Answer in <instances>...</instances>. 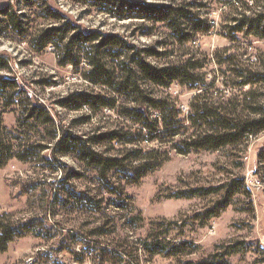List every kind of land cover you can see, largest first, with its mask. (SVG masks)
<instances>
[{
  "label": "rangeland",
  "instance_id": "374dc122",
  "mask_svg": "<svg viewBox=\"0 0 264 264\" xmlns=\"http://www.w3.org/2000/svg\"><path fill=\"white\" fill-rule=\"evenodd\" d=\"M128 1L185 7L196 1L205 5L199 13L209 31L189 32L188 41L181 42L164 22L117 18L135 10ZM255 2L264 9V0ZM5 9L10 11L7 17L0 14V58L7 70L0 75L18 81L23 104L44 105L40 113L47 112L52 124L39 132L26 126L16 107L0 108V138L25 151L18 154L14 147L16 157L0 168V223L18 233L0 253V264H120L119 257L128 264H264V131L253 137L242 134L238 144L219 150H194L181 143L183 137L206 131L201 122L186 121L198 94L204 93L209 107L238 116L259 107L264 111V85L254 87L250 97L244 96L250 88L236 86L241 72L264 71V41L230 33V8L219 0H0V12ZM52 17L65 19L53 22ZM17 21L24 24L22 30ZM65 24L64 38L45 34ZM73 25L103 37V48L94 53L105 62L113 49L108 37L113 36L121 51L158 52L157 59L146 58L153 65L187 64L191 82L186 85L138 82L149 97L174 99L172 107L180 108L185 121L177 136L140 133L115 109L101 108L102 100H90L92 110L83 105L75 110L79 99L67 107L59 104L79 93L105 100L115 96L84 79V63L63 67L56 48L38 49L46 40L66 44ZM74 47L81 43L73 41ZM113 130H120V139L108 141ZM62 133L83 139L78 148L98 153L106 165L81 162L66 144L70 154L53 155L49 147ZM131 139L133 145L124 144ZM138 158L146 159L145 167H137ZM144 241L155 246L148 249Z\"/></svg>",
  "mask_w": 264,
  "mask_h": 264
},
{
  "label": "trees",
  "instance_id": "16d2710c",
  "mask_svg": "<svg viewBox=\"0 0 264 264\" xmlns=\"http://www.w3.org/2000/svg\"><path fill=\"white\" fill-rule=\"evenodd\" d=\"M76 1V0H74ZM256 0H251L252 4L243 1H233V0H219V4L227 5L230 8L231 15L228 17V23L232 25H227L226 28L230 33H248L256 41H264V9L257 6ZM128 5L135 9L127 16H118L117 18L125 19H144L146 21L164 22L167 24L168 29L176 36H180L181 42L188 41L190 38L189 32L195 34L199 33L203 35L208 32L210 27L207 21L202 19L200 16V9L204 8L205 5L201 3L192 2L185 6H153L145 5L143 3L128 1ZM259 3V1H257ZM236 3V5L232 4ZM91 5L93 3L91 2ZM260 8V9H257ZM8 11L10 9H5L0 12L3 17L8 16ZM134 11H138V14H134ZM256 11V12H255ZM150 12L151 14H146ZM246 12L252 14L248 16ZM65 19L64 17H61ZM60 17H52L50 20L53 22H58L62 20ZM24 24L22 21H17V29L22 30ZM67 25H62L61 27H50L45 34H51L52 37L57 38V34H61V37L67 36V33H61L62 27L65 28ZM71 30H74L73 35L68 39V42L64 45H57L53 40H46L42 44L41 48L47 45L52 48H56L55 51L58 54V63L60 66H76L79 62L84 63L88 68L84 75V79L94 85H101L110 91L114 92L115 96L109 100H105L99 96H88L84 93L73 94L68 96L66 101L60 102L62 107H67L68 103L79 99V105L74 108L75 110L80 109L83 106H87L91 110L93 109L90 100H102L100 107L111 111L117 112L118 116L123 118L125 121L129 122L131 126H138L139 132H147L149 136L159 134L161 131L169 132L172 137L177 136L175 133L179 126L184 124V119L180 118V108L172 107L174 99L168 101V99H157L149 97L144 94L141 90L139 81H147L150 84L161 86L164 88H169L171 84L177 82L179 85H186L190 83V71L187 64L178 63L165 66H156L147 61V57L157 59L159 53L154 50H141L140 53H128L121 51L116 38L113 36L108 37L112 40V50H109L110 56L109 61L105 62L102 56L99 59L96 57L95 51L103 48V37L94 34L92 31H84L79 26L73 25ZM23 33V31H20ZM59 37V41L62 40ZM102 38L100 41L99 39ZM44 39V37H43ZM42 39V40H43ZM58 40V39H57ZM73 41L80 42V48H73ZM230 41H236V37H231ZM97 42V45H94ZM51 44V45H50ZM76 49V50H75ZM130 49V48H129ZM130 50H133L131 48ZM229 64L232 62L231 59H227ZM261 60L258 64L260 65ZM261 66V65H260ZM7 67L5 62L0 58V72L6 71ZM239 81L236 83L238 88H250L244 93L245 97H250L254 95V87L258 85H264V71H244L237 76ZM213 86V84H211ZM213 90V87L206 88L205 91ZM217 89H214L216 92ZM212 94V93H211ZM22 90L19 86L18 81L15 78H10L7 76L0 75V108L2 111L10 109L12 106L19 110L20 115L24 118L27 125H31L36 128L37 131L43 132L48 128L47 124L50 122L52 124V118L45 112L41 115V111L45 110V106L38 103H22ZM23 96V95H22ZM260 97V96H259ZM117 99L121 102L118 103ZM82 100V101H81ZM204 93L198 94L193 100L190 106V117H186V121L193 122L198 121L206 127L205 132H198V135H190L188 137H183L181 143L194 150H219L226 146L236 145L240 141V135L244 134L245 137H253L264 131V111L261 108L252 110L247 116H238L234 111H229L227 109L223 110V107L211 108L208 106L207 102H204ZM117 103L119 106L116 107ZM199 104V105H198ZM72 108V107H68ZM149 111H153L155 115L152 120L149 116ZM246 111V110H245ZM244 112V111H243ZM2 122V121H1ZM50 124V125H51ZM183 127H185L183 125ZM21 127L18 126L16 131ZM56 131H54L55 133ZM120 130L111 131L106 138L108 141H114L120 139ZM184 133L181 135L183 136ZM57 138V139H56ZM155 137H151L154 139ZM56 139V140H55ZM15 142L18 139H14ZM53 140H55L51 147L53 155L59 154H70L68 150L64 147V144L74 151L72 154L79 153L78 159L82 162H89V166L97 164L100 167L106 165L103 162V157L99 156L98 153H92L91 151H86L83 148H78L79 143L83 139H77L75 137H70L68 134L62 133L61 136L55 135ZM123 139H121L122 141ZM124 144L133 145L134 140H126ZM82 143H80L81 146ZM176 144V143H175ZM15 144L10 139L0 138V168L4 167L6 163L13 157H16L14 152ZM37 147H39L37 145ZM16 152L18 154H24L25 151L21 150V147L17 145ZM177 149V147L175 148ZM57 153H56V151ZM179 152L185 154L184 151L179 149ZM151 152H158V150H152ZM75 155V156H76ZM24 161V159H20ZM86 160V161H85ZM137 167H145L146 159L138 158L135 160ZM102 175L105 174L102 172ZM119 207V206H117ZM27 225H22L21 228H26ZM18 234V233H17ZM15 229L11 225L4 226L0 223V253L6 252L9 244H11L14 239L18 236ZM156 240V239H155ZM157 245L159 240L154 241ZM148 249L154 247L155 245L149 246L148 241L143 242ZM114 254V253H113ZM115 255V254H114ZM118 256V255H117ZM120 264H128L125 262L123 257H119ZM131 263V262H130Z\"/></svg>",
  "mask_w": 264,
  "mask_h": 264
},
{
  "label": "built area",
  "instance_id": "2783aa9c",
  "mask_svg": "<svg viewBox=\"0 0 264 264\" xmlns=\"http://www.w3.org/2000/svg\"><path fill=\"white\" fill-rule=\"evenodd\" d=\"M251 4H252V2L250 1V2H249V5L251 6ZM254 59L257 60L256 57H254Z\"/></svg>",
  "mask_w": 264,
  "mask_h": 264
}]
</instances>
